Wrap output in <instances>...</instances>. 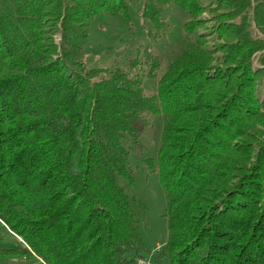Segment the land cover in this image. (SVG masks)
<instances>
[{
	"label": "trees",
	"instance_id": "16d2710c",
	"mask_svg": "<svg viewBox=\"0 0 264 264\" xmlns=\"http://www.w3.org/2000/svg\"><path fill=\"white\" fill-rule=\"evenodd\" d=\"M131 1L142 2L147 48L124 66L88 65L95 16L130 24ZM174 6L182 37L164 64L154 46ZM263 37L264 0H0V225L15 236L0 258L132 264L146 255L126 191L129 157L161 115L155 159L144 161L166 200L154 264H264Z\"/></svg>",
	"mask_w": 264,
	"mask_h": 264
},
{
	"label": "rangeland",
	"instance_id": "374dc122",
	"mask_svg": "<svg viewBox=\"0 0 264 264\" xmlns=\"http://www.w3.org/2000/svg\"><path fill=\"white\" fill-rule=\"evenodd\" d=\"M206 2L208 3V0ZM141 6V1H131L129 3L132 19L130 24L126 23L118 14L105 12L95 16L85 45V58L88 65L108 66L116 62L120 66H124L136 49L140 46L147 48L149 43L145 39L143 29L140 27ZM164 17L169 19L171 26L166 39L156 44L154 49L158 51L161 60L165 64L169 53L182 37L181 28L185 16L179 8L174 6L166 10ZM201 17L209 19L210 13L204 12ZM53 38L57 43L59 40L58 34H54ZM259 55L260 53L253 58L254 67H259ZM161 65V71H163L165 65ZM144 72H146V67L142 70L143 74ZM142 77L144 92L147 94L155 92V79L145 76V74ZM150 123L149 127L143 129L139 143L131 150L129 163L135 173V182L134 185L128 186L126 191L130 195L131 209L139 220L142 237L148 245V253L153 251V256V254L159 253L158 251L164 245L168 231L166 218L164 217L166 209L165 192L159 183L158 174L147 169L144 163L147 158L155 159L159 147L163 116H153ZM11 235L9 231L7 232V229L5 231L0 225V246L4 241L11 242L13 240L12 236L15 237ZM158 246L159 249H157ZM42 263L38 259L25 257L20 259L0 258V264ZM165 263V259L160 261V264ZM150 264H154L153 260Z\"/></svg>",
	"mask_w": 264,
	"mask_h": 264
},
{
	"label": "built area",
	"instance_id": "2783aa9c",
	"mask_svg": "<svg viewBox=\"0 0 264 264\" xmlns=\"http://www.w3.org/2000/svg\"><path fill=\"white\" fill-rule=\"evenodd\" d=\"M159 248L160 247L158 246L157 249ZM152 252L142 257H138L132 264H150V262L152 261ZM42 264H45V263L43 262Z\"/></svg>",
	"mask_w": 264,
	"mask_h": 264
}]
</instances>
